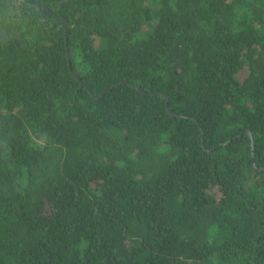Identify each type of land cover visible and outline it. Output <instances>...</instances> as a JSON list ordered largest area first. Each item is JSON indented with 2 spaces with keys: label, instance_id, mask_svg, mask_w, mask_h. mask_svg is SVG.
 Here are the masks:
<instances>
[{
  "label": "trees",
  "instance_id": "trees-1",
  "mask_svg": "<svg viewBox=\"0 0 264 264\" xmlns=\"http://www.w3.org/2000/svg\"><path fill=\"white\" fill-rule=\"evenodd\" d=\"M0 264H264V0H0Z\"/></svg>",
  "mask_w": 264,
  "mask_h": 264
}]
</instances>
